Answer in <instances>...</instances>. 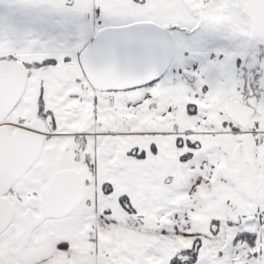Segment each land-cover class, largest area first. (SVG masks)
<instances>
[{
    "label": "snow or ice",
    "instance_id": "snow-or-ice-1",
    "mask_svg": "<svg viewBox=\"0 0 264 264\" xmlns=\"http://www.w3.org/2000/svg\"><path fill=\"white\" fill-rule=\"evenodd\" d=\"M0 264H264V0H0Z\"/></svg>",
    "mask_w": 264,
    "mask_h": 264
}]
</instances>
